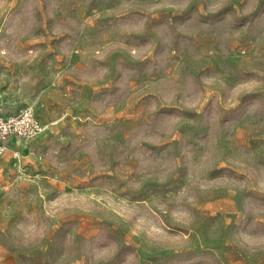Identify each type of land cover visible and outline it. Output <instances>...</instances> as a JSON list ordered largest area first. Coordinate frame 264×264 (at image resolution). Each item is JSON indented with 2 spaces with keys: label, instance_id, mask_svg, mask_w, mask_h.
I'll return each mask as SVG.
<instances>
[{
  "label": "rangeland",
  "instance_id": "obj_1",
  "mask_svg": "<svg viewBox=\"0 0 264 264\" xmlns=\"http://www.w3.org/2000/svg\"><path fill=\"white\" fill-rule=\"evenodd\" d=\"M28 106L0 264H264V0H0Z\"/></svg>",
  "mask_w": 264,
  "mask_h": 264
},
{
  "label": "built area",
  "instance_id": "obj_2",
  "mask_svg": "<svg viewBox=\"0 0 264 264\" xmlns=\"http://www.w3.org/2000/svg\"><path fill=\"white\" fill-rule=\"evenodd\" d=\"M47 129L28 106L17 113L3 114L0 112V157L7 151L9 142L14 138L33 139Z\"/></svg>",
  "mask_w": 264,
  "mask_h": 264
},
{
  "label": "crops",
  "instance_id": "obj_3",
  "mask_svg": "<svg viewBox=\"0 0 264 264\" xmlns=\"http://www.w3.org/2000/svg\"><path fill=\"white\" fill-rule=\"evenodd\" d=\"M30 140L31 139L29 140L19 139V138L12 139L8 144L7 151L0 157V166L8 163V159H11L12 155L19 154L20 152H23L25 148H29L28 143H30ZM5 155H8V157L5 158L4 157Z\"/></svg>",
  "mask_w": 264,
  "mask_h": 264
}]
</instances>
